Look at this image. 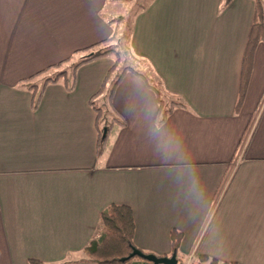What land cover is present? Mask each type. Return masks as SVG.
Here are the masks:
<instances>
[{"label": "crops", "instance_id": "1", "mask_svg": "<svg viewBox=\"0 0 264 264\" xmlns=\"http://www.w3.org/2000/svg\"><path fill=\"white\" fill-rule=\"evenodd\" d=\"M222 2L139 5L128 47L140 61L122 62L143 78L126 72L109 97L106 56L76 69L72 91L62 79L47 85L34 108L28 86L71 71L85 55L77 51L114 33L117 45L116 6L133 0H0V264H91L100 215L113 205L132 210L133 243L149 254L170 257L175 229L177 264L197 255L264 264V46L235 112L254 3ZM147 84L185 108L158 125ZM90 102L125 120L100 156Z\"/></svg>", "mask_w": 264, "mask_h": 264}, {"label": "trees", "instance_id": "2", "mask_svg": "<svg viewBox=\"0 0 264 264\" xmlns=\"http://www.w3.org/2000/svg\"><path fill=\"white\" fill-rule=\"evenodd\" d=\"M232 1L233 0H223L221 8L224 9ZM251 1L254 3V14L241 61L238 94L234 109L235 112L241 108L244 102L246 89L252 72L256 48L259 44L264 46V0ZM114 32H116V30ZM115 36L116 34L114 33V35L106 41L97 43L81 51H77L85 53V55L78 58L71 65V71L67 72L68 70L64 68L63 70L53 74V76H48L38 90L34 89L35 86H28V89L33 91L35 96L33 107L36 108L40 103L43 90L47 85L54 84L62 79L65 82V86L68 91H72L75 85L76 69L84 64H88L106 56L112 55L114 57V64L110 69V74L114 73V80L108 94L109 97H111L116 86L120 83L123 75H125L126 72H132L136 76L143 78V75L138 70L134 69L132 66L124 65V63L121 61L123 54L118 50L117 45H109L114 40ZM127 48L129 49L128 46ZM132 58L140 61V59L135 56H132ZM70 60L71 57L52 67H48L44 71L38 73V75L46 73L51 69H59L61 66H63V64L69 62ZM121 62L123 63V66H119ZM147 86L152 88L156 94L158 103L156 123L158 125L162 124L166 120L168 114L173 109L178 107L185 108V105L177 97L166 93L161 94L158 89L151 87L149 84H147ZM90 104L96 113V128L99 136L97 156H100L104 151L108 130L112 126L123 127L125 125V120L122 118V116L114 114L109 118L108 121H106L105 115L108 112L98 108L95 104H93V102H90ZM100 221L102 227L101 233L99 237L93 242V246L90 248L88 253L91 264H151L149 261L141 257H131V254L134 251H138L143 255H148L149 253L136 248L133 243L135 222L132 210L129 207L124 205H113L105 212L101 213ZM169 236L171 244L170 256H177L183 234L180 231L174 229L170 232ZM157 257L165 258L168 256L163 255ZM27 264L44 263L36 259H30L28 260ZM191 264L236 263L220 261L216 258L206 255H197Z\"/></svg>", "mask_w": 264, "mask_h": 264}, {"label": "rangeland", "instance_id": "3", "mask_svg": "<svg viewBox=\"0 0 264 264\" xmlns=\"http://www.w3.org/2000/svg\"><path fill=\"white\" fill-rule=\"evenodd\" d=\"M148 2V0H133V4L131 6H128L126 4H118L116 6V9L124 16L123 18V24H120V28L118 31V34L120 35V39L117 44L118 50L124 55V61H132L133 59L131 58V54L129 49L127 48L128 46V30L130 28L131 24V16L133 15L134 12H137L139 10V5H145ZM123 61V58H121ZM123 66V64H121ZM101 106V105H100ZM109 112V111H108ZM115 113L114 112H109L106 113L105 119L106 121L109 120L110 117H112Z\"/></svg>", "mask_w": 264, "mask_h": 264}, {"label": "water", "instance_id": "4", "mask_svg": "<svg viewBox=\"0 0 264 264\" xmlns=\"http://www.w3.org/2000/svg\"><path fill=\"white\" fill-rule=\"evenodd\" d=\"M133 256H138L141 257L147 261H149L151 264H177V258L175 255L170 256V257H157L156 255L148 254V255H143L138 251H134L131 254V257Z\"/></svg>", "mask_w": 264, "mask_h": 264}]
</instances>
